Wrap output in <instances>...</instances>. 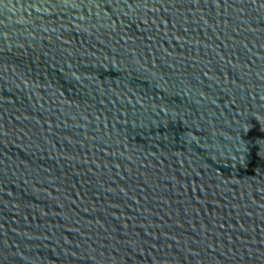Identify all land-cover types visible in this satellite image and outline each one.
Returning a JSON list of instances; mask_svg holds the SVG:
<instances>
[{
  "label": "water",
  "instance_id": "obj_1",
  "mask_svg": "<svg viewBox=\"0 0 264 264\" xmlns=\"http://www.w3.org/2000/svg\"><path fill=\"white\" fill-rule=\"evenodd\" d=\"M0 264H264V0H0Z\"/></svg>",
  "mask_w": 264,
  "mask_h": 264
}]
</instances>
